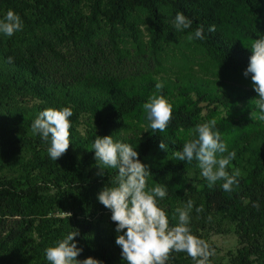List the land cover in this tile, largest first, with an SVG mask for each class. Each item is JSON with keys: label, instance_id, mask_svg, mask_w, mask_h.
Listing matches in <instances>:
<instances>
[{"label": "trees", "instance_id": "obj_1", "mask_svg": "<svg viewBox=\"0 0 264 264\" xmlns=\"http://www.w3.org/2000/svg\"><path fill=\"white\" fill-rule=\"evenodd\" d=\"M83 2L0 0L3 17L11 9L23 21L22 31L12 37L0 34V158L11 160L23 149L31 152L28 161L20 163L23 182L0 179V207L10 208L8 217L23 214L9 221L6 234L0 237V264H49L46 249L75 230L79 235L74 242L83 249L77 259L126 264L115 244L111 211L97 199L104 187L115 186L117 170L108 168L104 176L97 175L92 149L96 136H112L114 141L130 144L150 168L148 187L156 183L167 186L168 195L160 206L170 225L178 223V206L191 198L194 235L204 239L205 220L216 218L217 228L228 224L237 236L238 247L230 264H264V121L250 118L258 97L251 77L243 75L252 55V41L264 37V0H88L86 14L78 9ZM177 12L193 21L190 29L174 28ZM141 23L147 30L146 44ZM211 25L215 32L208 31ZM199 26L204 27L205 39L189 42L187 35ZM103 27L114 50L131 39L135 56L143 59L148 55L156 63L165 48H191L195 56L204 57L206 72L217 79L160 82L146 67L134 78L89 75L73 82L42 81L37 55L47 48L61 57L56 46L67 43L90 49ZM50 30V35H44ZM9 57L12 63L7 62ZM157 83L163 85L157 94L173 105V118L165 132H152L143 110V104L157 92ZM16 96H31L40 103L21 111L9 108L8 100ZM204 106L209 108L206 115ZM63 107L74 113L70 117L71 144L54 161L48 154L50 141L33 134L31 125L45 109ZM82 114L93 123L86 135L79 136L76 125ZM211 119H216L228 151L236 152L235 169H241L243 162L248 166L231 192L223 190V180L209 187L204 177L190 179L200 169L198 162L174 156L189 138V130ZM161 142L167 145L166 151L159 147ZM33 172L38 181L28 179ZM50 190L55 192L50 194ZM201 204L204 211L197 214L195 208ZM32 219L39 221L35 224ZM172 255L173 264H193L184 252Z\"/></svg>", "mask_w": 264, "mask_h": 264}, {"label": "clouds", "instance_id": "obj_2", "mask_svg": "<svg viewBox=\"0 0 264 264\" xmlns=\"http://www.w3.org/2000/svg\"><path fill=\"white\" fill-rule=\"evenodd\" d=\"M172 23L177 31H184L192 27L193 21L182 12H177ZM22 29L23 21L13 10H8L0 18V34L12 37ZM215 30V25L208 28L210 33ZM203 33L204 27L199 26L187 35V39L189 42L203 40ZM249 49L252 55L243 75L251 77L253 90L258 97L254 99L255 110L250 118L264 121V37L253 40ZM7 62L12 63L13 58L9 57ZM162 87L161 83H157V92L143 104L152 132H165L173 118V105L162 94H157ZM73 114L70 107L47 108L39 113L31 125L33 134L40 135L45 142L50 141L48 154L54 161L66 154L70 147V117ZM216 125V119H211L190 129L182 150L175 151L174 156L189 163L196 160L209 187L223 180V190L231 192L232 186L239 183V170L231 174L227 170L236 159V152L228 151ZM159 147L167 150L163 142ZM92 149L97 160L98 176H104L108 168L117 170L112 182L115 186L104 187L97 199L111 211V221L116 225L115 244L120 247L121 257L126 264H167L174 252L186 253L193 264H211L210 258L216 254L215 249L207 240L194 235L190 227L193 199L189 198L183 208L176 209L178 223L170 225L166 211L160 206V201L168 195V188L159 183L148 187V179L152 177L150 168L140 161L138 152L130 144L114 141L112 136H96ZM253 207L258 208L259 205L254 204ZM195 211L202 213L204 205L196 207ZM63 213L71 216V213ZM207 219L210 222L212 217L208 216ZM78 235L79 231L75 230L57 241L55 246L48 247L45 254L49 264H103L92 257L77 259L83 252L74 242Z\"/></svg>", "mask_w": 264, "mask_h": 264}, {"label": "rangeland", "instance_id": "obj_3", "mask_svg": "<svg viewBox=\"0 0 264 264\" xmlns=\"http://www.w3.org/2000/svg\"><path fill=\"white\" fill-rule=\"evenodd\" d=\"M80 11L86 14L88 11V0L79 6ZM2 18V14H0ZM140 30L142 34V41L147 42V30L144 23H141ZM52 31H47L44 35H50ZM107 29L102 28L98 31L96 41L90 49L72 47L67 43L64 45H57V51L61 53V57L53 55L47 48L44 49L41 55H37L38 63L43 69L44 78L42 81L46 83L53 82H67L77 81L83 77L92 76H116V77H132L143 71L146 67L150 68L149 73L160 82L178 83L182 80H193L195 78L202 79H217L212 77L211 74L206 72L205 60L202 56H195L193 52L182 45V48L170 46L165 48V52L160 55V62H154L148 55L143 59L135 56L134 49L131 46V39H128L126 43L119 45V50H114L108 42ZM50 39V38H49ZM184 41V40H182ZM1 62V59H0ZM210 65V64H209ZM234 85L242 86L236 82H230ZM229 84V85H231ZM40 101L33 99L31 96H16L12 100H8V107L17 110L24 108H31V106L39 104ZM204 105V104H202ZM209 108L204 106L203 115H206ZM93 122L88 118V115L82 114L78 124L76 125V133L79 136L86 135ZM13 131L14 126H11ZM31 157L30 150L23 149L17 158L11 160H2L0 158V179H17L21 182L25 179V172L21 169L20 163H26ZM242 168L238 169L239 172H244L248 169L245 162L242 163ZM229 173L235 172L237 169L232 165V162L228 166ZM190 179H202L201 170H197L195 173L188 176ZM28 179L38 181L37 173L33 172ZM55 191L50 190V194ZM184 206L179 205L178 208ZM10 208L6 205L0 207V237L6 234L9 228V221L20 218V215L8 217ZM35 224L38 223V219H32ZM218 219H212L210 222L205 220L204 230L202 235L207 240L212 248L215 249V255L211 257V264H230L231 257L234 256L237 247V236L232 226L223 224L220 228L215 225ZM173 255L168 260L167 264H173Z\"/></svg>", "mask_w": 264, "mask_h": 264}]
</instances>
